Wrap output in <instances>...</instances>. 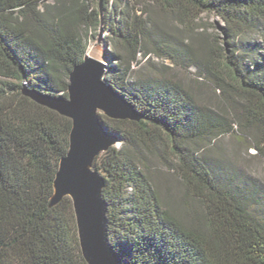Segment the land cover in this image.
I'll list each match as a JSON object with an SVG mask.
<instances>
[{"label":"trees","instance_id":"1","mask_svg":"<svg viewBox=\"0 0 264 264\" xmlns=\"http://www.w3.org/2000/svg\"><path fill=\"white\" fill-rule=\"evenodd\" d=\"M99 1L0 0V264H86L72 200L51 206L72 122L23 90L67 98L88 30L100 27ZM152 8L185 26L215 16L217 41L201 51L166 34ZM101 11L104 81L144 117L101 116L118 142L92 165L104 180L110 246L122 264H264V185L221 144L238 127L264 163V0H102ZM191 83L210 87L213 107ZM153 161L180 197L161 194Z\"/></svg>","mask_w":264,"mask_h":264},{"label":"water","instance_id":"2","mask_svg":"<svg viewBox=\"0 0 264 264\" xmlns=\"http://www.w3.org/2000/svg\"><path fill=\"white\" fill-rule=\"evenodd\" d=\"M106 71V65L84 58L69 75L66 99L23 90V96L33 103L72 122L69 149L59 163L51 206L64 197L72 200L80 250L86 264H122L108 242L107 206L101 196L104 180L92 168L97 156L118 144L116 138L104 131L101 116L135 123L144 119L105 83Z\"/></svg>","mask_w":264,"mask_h":264},{"label":"rangeland","instance_id":"3","mask_svg":"<svg viewBox=\"0 0 264 264\" xmlns=\"http://www.w3.org/2000/svg\"><path fill=\"white\" fill-rule=\"evenodd\" d=\"M108 5L110 7L111 3ZM130 13H132V10ZM136 14L140 15V12H137ZM117 17L118 16L113 17L116 23H118ZM151 17L156 20L157 24L162 28L161 30L165 31L166 34L186 42H189V39H191L193 44L201 51L208 49L206 47H210L212 45L211 43L213 42V39L217 41L216 35H218L219 32L218 27H222V23L218 18L207 13L201 14L192 22L191 25L188 26H185L184 23H179L173 16H166L156 9H153V15H151ZM102 26L105 28L104 21ZM108 37V32H106L105 29H103L102 34L100 33V27L93 31L88 30V33L85 37L86 51L84 58H90L106 65L107 67V57L111 51L109 47V41L107 39ZM152 62L155 64L158 63L156 59H153ZM164 65L173 68L168 61H165ZM141 67L142 66L140 65V68H134V70L139 72L142 70ZM173 72L177 77H179L180 80L185 82H190V80H188L189 78L195 79L189 74H185L187 76L185 77L182 72H180V74L176 69H174ZM189 72L192 74L194 73L192 69ZM192 85L195 95L201 101L203 100L205 103L210 104V106L213 107L216 99L213 97L210 87L205 84L204 86L202 85L203 87L197 86L195 84ZM236 113L238 114V111H236ZM225 114L230 117V115L233 114V111L229 110ZM104 118L108 119L105 116ZM234 128L239 134H241L238 127ZM239 134L236 136V139L224 137L221 140L223 149L235 166L239 167L247 175L251 176L254 180L264 185V163L257 158L255 155V150L251 147L250 143L244 141V139L241 138V135ZM113 147L117 148L118 144ZM152 172L158 184L159 191L163 196L165 195L169 199L171 197L178 198L183 194V189L180 183L174 177H172V174L167 173V170L156 161H153Z\"/></svg>","mask_w":264,"mask_h":264}]
</instances>
